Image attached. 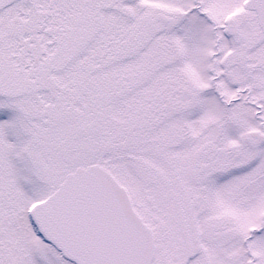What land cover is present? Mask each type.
Listing matches in <instances>:
<instances>
[{"label":"snow or ice","instance_id":"snow-or-ice-1","mask_svg":"<svg viewBox=\"0 0 264 264\" xmlns=\"http://www.w3.org/2000/svg\"><path fill=\"white\" fill-rule=\"evenodd\" d=\"M0 264H264V0H0Z\"/></svg>","mask_w":264,"mask_h":264}]
</instances>
